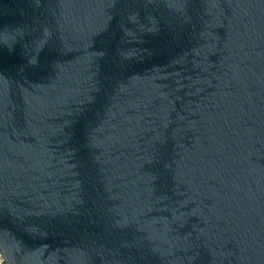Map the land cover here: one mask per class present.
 Here are the masks:
<instances>
[{"label":"water","instance_id":"95a60500","mask_svg":"<svg viewBox=\"0 0 264 264\" xmlns=\"http://www.w3.org/2000/svg\"><path fill=\"white\" fill-rule=\"evenodd\" d=\"M6 264H264V0H0Z\"/></svg>","mask_w":264,"mask_h":264},{"label":"built area","instance_id":"2783aa9c","mask_svg":"<svg viewBox=\"0 0 264 264\" xmlns=\"http://www.w3.org/2000/svg\"><path fill=\"white\" fill-rule=\"evenodd\" d=\"M0 264H6V260L1 249H0Z\"/></svg>","mask_w":264,"mask_h":264}]
</instances>
